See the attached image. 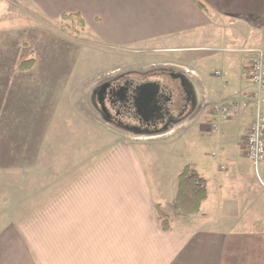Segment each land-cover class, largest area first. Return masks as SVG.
I'll return each instance as SVG.
<instances>
[{
  "label": "crops",
  "instance_id": "obj_1",
  "mask_svg": "<svg viewBox=\"0 0 264 264\" xmlns=\"http://www.w3.org/2000/svg\"><path fill=\"white\" fill-rule=\"evenodd\" d=\"M199 1L205 9L193 0L32 1L41 4L40 9L60 11L58 16H79L85 29L95 25L98 35L107 39L140 45L133 51L165 59L164 66L183 74L200 100L196 110L190 109L170 129L197 121L208 110L211 116L207 125H201V131L214 135L212 156L216 162H206L203 173L197 168L198 162L189 163L206 179L208 198L200 212L183 214L176 196L178 176L186 165L178 166L176 179L167 190L146 163L149 142L162 137L117 141L116 133L107 131L113 137L108 146L74 151L71 161L61 159L66 163L64 168L51 162L50 174L43 170V197H37L36 186L29 190L32 197H12L17 212L27 206L29 212L13 216L20 219L18 227L2 231L0 243L22 250L25 255L21 264H264V224L258 222L264 218V161L259 173L255 172L258 179L246 170V164H252L245 149L252 110L240 109L219 133L210 129L214 104L228 103L252 91L246 84L250 83L246 76L252 54L246 50L264 47V0ZM202 52L210 53L205 56ZM204 59L218 61L222 67L209 75L206 65L201 64ZM212 76L221 78L222 91L213 92ZM237 84L245 86L231 92ZM10 135L2 137L0 147H19ZM88 153L93 155L85 159L83 155ZM33 164L2 166L0 171L17 178L18 185ZM229 164L230 177L225 174ZM66 167L74 170L68 177L63 176ZM212 197L218 203L211 204ZM224 197H243L237 208L241 214L236 213L240 220L229 223L221 217V203L218 204ZM244 197H251V202L246 204ZM6 198L0 197V202ZM162 205L170 209L168 214ZM225 212L236 211L231 205ZM198 214L200 218H195ZM164 215L170 222L167 230L161 224Z\"/></svg>",
  "mask_w": 264,
  "mask_h": 264
},
{
  "label": "rangeland",
  "instance_id": "obj_2",
  "mask_svg": "<svg viewBox=\"0 0 264 264\" xmlns=\"http://www.w3.org/2000/svg\"><path fill=\"white\" fill-rule=\"evenodd\" d=\"M28 1L0 0V142L3 136L11 134L10 139L17 140L19 144V147L15 145L17 148L0 147V167L35 163L30 166L26 179L18 185L17 178L0 171V197H8L0 202V233L7 227H18L20 219L13 216L18 217L19 212H29L28 206L17 212L13 208L12 197H32L33 193L29 190L33 186H36L37 197L39 194L43 197L46 176L42 173L44 170V174H50L51 162H57L58 166L64 168L66 163H62L61 159L71 161L74 151L84 152L111 144L113 137L110 133L113 131L117 141L123 138L162 137L157 142H149L146 163L149 172L160 176L159 183L167 190L176 179L178 166L198 162L197 168H201L199 171L202 172L206 162H216L212 156L215 150L211 142L215 140L214 135L209 131H201V125H207L211 116L206 106L207 113L201 114L197 121L186 122L174 130L169 128L165 133L140 136L126 133L105 121L91 100L98 83L116 74L137 70L141 71L142 76H147L162 69L175 72L174 67L164 66L165 59L145 57L148 54L144 51H133V47L140 45L129 46L128 43L126 45L98 35L95 25H88L85 29L79 16H58L56 14L60 11L40 9L41 4ZM202 53L208 56L210 52ZM31 59L34 60L33 67L24 69L22 63ZM201 64L206 65L209 75L222 67L218 61L208 59H204ZM159 77L170 87L178 88L177 82L168 77ZM211 79L215 86L213 92L222 91L221 78L212 76ZM246 84L254 90L252 84ZM244 86L237 84L230 91ZM196 99V105L191 110L197 109L200 95H196ZM207 137H211L209 141ZM24 147H28L29 151ZM92 155L88 153L83 156L87 159ZM227 166L225 174L230 177L232 167L230 164ZM246 170L258 179L252 164L247 163ZM72 172L74 170L66 167L63 176L67 174L68 177ZM153 185L156 188V181ZM242 198L224 197L219 202L223 213L221 217L226 222L240 220L236 213L241 214L237 208ZM250 199L244 197L245 203H250ZM216 202L217 199L212 197L210 203ZM231 205L236 212L227 214L225 210ZM162 209L166 214L170 210L167 205H162ZM195 218H200L199 214ZM244 220L250 223L252 219L244 217ZM258 222L263 225L264 218H259ZM243 225L241 223L240 227ZM8 240L12 241V238L8 237ZM5 245L0 243V264H21L25 255L23 251L9 249Z\"/></svg>",
  "mask_w": 264,
  "mask_h": 264
},
{
  "label": "flooded vegetation",
  "instance_id": "obj_3",
  "mask_svg": "<svg viewBox=\"0 0 264 264\" xmlns=\"http://www.w3.org/2000/svg\"><path fill=\"white\" fill-rule=\"evenodd\" d=\"M142 75L126 71L98 83L91 100L105 121L134 135L158 134L196 105L193 87L178 73L162 69ZM158 75L177 82L178 88L170 87Z\"/></svg>",
  "mask_w": 264,
  "mask_h": 264
},
{
  "label": "built area",
  "instance_id": "obj_4",
  "mask_svg": "<svg viewBox=\"0 0 264 264\" xmlns=\"http://www.w3.org/2000/svg\"><path fill=\"white\" fill-rule=\"evenodd\" d=\"M252 54L248 65L247 79L254 90L244 92L230 102H219L213 106V119L210 129L215 133L222 130L224 124L236 116L240 109L252 110V122L248 129L245 149L255 172L259 173V165L264 161V47L246 50ZM220 75V71H216ZM223 168V167H222Z\"/></svg>",
  "mask_w": 264,
  "mask_h": 264
},
{
  "label": "trees",
  "instance_id": "obj_5",
  "mask_svg": "<svg viewBox=\"0 0 264 264\" xmlns=\"http://www.w3.org/2000/svg\"><path fill=\"white\" fill-rule=\"evenodd\" d=\"M198 7L205 9V5L199 0H193ZM34 60L22 63L24 69H31ZM176 204L183 214L191 215L200 212L203 202L208 198L207 181L194 166L187 164L180 172ZM163 229H170L169 218L164 215L161 221Z\"/></svg>",
  "mask_w": 264,
  "mask_h": 264
},
{
  "label": "water",
  "instance_id": "obj_6",
  "mask_svg": "<svg viewBox=\"0 0 264 264\" xmlns=\"http://www.w3.org/2000/svg\"><path fill=\"white\" fill-rule=\"evenodd\" d=\"M182 79L187 80L186 77L183 74H178Z\"/></svg>",
  "mask_w": 264,
  "mask_h": 264
}]
</instances>
